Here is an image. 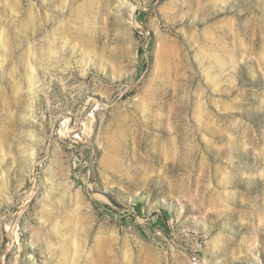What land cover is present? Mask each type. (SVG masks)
Here are the masks:
<instances>
[{"label":"rangeland","instance_id":"1","mask_svg":"<svg viewBox=\"0 0 264 264\" xmlns=\"http://www.w3.org/2000/svg\"><path fill=\"white\" fill-rule=\"evenodd\" d=\"M0 45V264H264V0H0Z\"/></svg>","mask_w":264,"mask_h":264},{"label":"bare ground","instance_id":"2","mask_svg":"<svg viewBox=\"0 0 264 264\" xmlns=\"http://www.w3.org/2000/svg\"><path fill=\"white\" fill-rule=\"evenodd\" d=\"M1 46V45H0ZM74 129H76L75 127H74ZM71 133V132H70ZM69 135V134H68Z\"/></svg>","mask_w":264,"mask_h":264}]
</instances>
